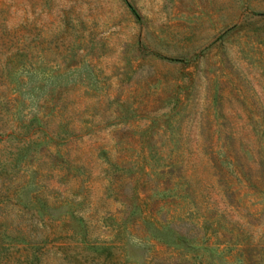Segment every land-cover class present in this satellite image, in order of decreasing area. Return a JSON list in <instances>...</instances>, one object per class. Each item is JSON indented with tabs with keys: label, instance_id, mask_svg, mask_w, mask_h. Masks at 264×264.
I'll return each mask as SVG.
<instances>
[{
	"label": "rangeland",
	"instance_id": "obj_1",
	"mask_svg": "<svg viewBox=\"0 0 264 264\" xmlns=\"http://www.w3.org/2000/svg\"><path fill=\"white\" fill-rule=\"evenodd\" d=\"M2 230L30 264H264V0H0Z\"/></svg>",
	"mask_w": 264,
	"mask_h": 264
},
{
	"label": "trees",
	"instance_id": "obj_2",
	"mask_svg": "<svg viewBox=\"0 0 264 264\" xmlns=\"http://www.w3.org/2000/svg\"><path fill=\"white\" fill-rule=\"evenodd\" d=\"M23 234V233H21ZM18 236L20 238V242L23 241L25 243V236ZM15 236L13 233L11 234L10 231L5 232L4 230L0 231V243H3L2 240H8V243H15ZM13 249L9 248V246L0 244V264H30L36 257V252L31 250L27 251L26 247H15L14 250L17 254L15 256L12 254ZM12 258V259H11Z\"/></svg>",
	"mask_w": 264,
	"mask_h": 264
}]
</instances>
